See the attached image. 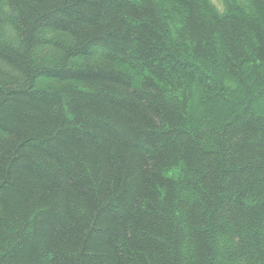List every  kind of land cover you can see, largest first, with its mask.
<instances>
[{"label":"trees","instance_id":"obj_1","mask_svg":"<svg viewBox=\"0 0 264 264\" xmlns=\"http://www.w3.org/2000/svg\"><path fill=\"white\" fill-rule=\"evenodd\" d=\"M263 69L264 0H0V264H264V114L191 109Z\"/></svg>","mask_w":264,"mask_h":264},{"label":"rangeland","instance_id":"obj_2","mask_svg":"<svg viewBox=\"0 0 264 264\" xmlns=\"http://www.w3.org/2000/svg\"><path fill=\"white\" fill-rule=\"evenodd\" d=\"M219 10L222 8L223 0H210ZM40 38V37H39ZM47 58L48 61L49 55L42 52V55ZM49 54V53H48ZM38 63L44 64L43 61L41 62L40 59L37 60ZM50 63V62H48ZM196 67H200L203 72L207 74H211L214 77H221L222 79H228L232 82L231 78L227 75L225 70L222 67L216 66H209L203 63L195 64ZM263 77H264V69L262 70ZM251 84L252 79L250 80ZM52 83V82H51ZM46 85H49V82L45 80H37L35 83L36 89L37 88H45ZM259 85V84H258ZM238 86V85H237ZM193 91V99L191 100V109L193 111V125L200 126H218L223 121H229L232 117V110L231 107L234 108L233 113L235 114H243L246 110L247 111H254L260 110L262 114H264V96H248L247 94L243 93V89L237 87L236 92L233 93L232 96L228 97V100H225L217 95L215 90H212L209 93L210 100L207 101L204 105H202L199 101L200 95L198 94L199 90L192 89ZM204 118V119H203Z\"/></svg>","mask_w":264,"mask_h":264}]
</instances>
